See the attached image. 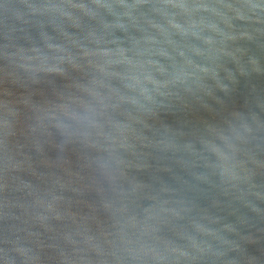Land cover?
Returning <instances> with one entry per match:
<instances>
[{
	"label": "water",
	"instance_id": "water-1",
	"mask_svg": "<svg viewBox=\"0 0 264 264\" xmlns=\"http://www.w3.org/2000/svg\"><path fill=\"white\" fill-rule=\"evenodd\" d=\"M237 11V0H0V101L35 93L42 106L53 87L91 109L69 105L78 120L55 113L13 141L23 151L0 149V264H264V25ZM19 56L30 69L71 57L84 91L20 72ZM192 65L223 71L189 79ZM185 86L194 99L176 103ZM153 112L167 128L145 134ZM99 167L133 188L117 192Z\"/></svg>",
	"mask_w": 264,
	"mask_h": 264
},
{
	"label": "clouds",
	"instance_id": "clouds-1",
	"mask_svg": "<svg viewBox=\"0 0 264 264\" xmlns=\"http://www.w3.org/2000/svg\"><path fill=\"white\" fill-rule=\"evenodd\" d=\"M237 4L238 7L241 9V11H237L235 14H239L240 17L244 18L246 23L264 25V19L257 16V13H264V6H260L259 4L254 2H249V0H237ZM245 9L247 10V14H245V12L243 11ZM49 50L53 51L54 49H49ZM84 58H86V56ZM18 59L20 60V63L18 65H13L12 67L17 68L20 72L28 73L31 71H36L38 73H42L46 77H59L66 82L64 87V90L66 92H72L77 90L84 91V89L81 88L73 79H70L71 75H80L81 80L85 79V76L83 74V69L75 65L72 62L71 57L68 59V61H61L62 64L65 63L67 64L66 68H45L43 65H41L39 69H30L25 65L30 63L31 61L26 59L25 56H19ZM191 67L194 70V74L189 75L188 77L189 79H197L198 76L195 74H199L200 76L210 78L213 83H215L216 79L223 71V68H221L215 73H213L208 68H202L196 65H192ZM4 78L26 88L24 79L13 71L6 70L4 72ZM26 83L30 86H40L46 84L45 82L38 79H28ZM147 83L152 84L155 82L152 80H148ZM176 84L185 85L186 81L184 79H177L173 82L172 86L174 87ZM47 85L52 86L53 84H47ZM156 87H157V95H162L159 89L168 88L169 85L159 84L156 85ZM183 93H184V98L176 100L175 101L176 103H184L186 105L188 98L194 99V93L188 87L185 86L183 88ZM5 95H7V93H5ZM33 95H35V93L22 95L20 104L11 103L6 100L0 101V115H2L3 117V119L0 120V149H2L5 153L14 152L18 154L19 152L23 151L22 147L14 144L13 141H15L19 135H23L25 139H32L31 134L37 131V127L33 125L35 124L39 127H43L44 126L43 121L45 119H52V120L56 119L55 113H61L71 120H78V117L70 114L69 105L80 104L84 106L85 110L88 111L91 110L88 108L87 104L84 101L82 100L78 101L74 97L62 95L58 90L54 89L53 87L51 88V96L53 97L51 102L50 99H48L47 97H43L42 94V101H43L42 106H37L33 103L32 101ZM205 95L207 97H212L211 92H205ZM169 96H171V93H169ZM164 98L167 99L168 97H164ZM45 108H52V114L44 113ZM21 109L25 110V112H22ZM234 113L236 112H233L230 118L234 116L233 115ZM157 114L158 112L147 114L148 119L145 121L147 125V127L145 128V134L149 132L151 133L154 128H167V127L156 126ZM230 118L225 119L223 123L227 124ZM93 126L96 127V125ZM53 127H58V126L53 125ZM212 127L213 125L211 124L207 125L205 131H207L209 128ZM121 135H124V133H121ZM84 147L89 150H94L97 153L98 157L100 155L108 154L114 151L110 147H99L98 145L93 143H86L84 144ZM121 147H123V145H121ZM147 147H148L147 144H141V148L147 149ZM8 163L11 164V161H9ZM116 164L118 168L124 167L123 161L120 159L116 160ZM128 169L131 168L129 167ZM11 170L16 172L19 171V168L16 165H12ZM86 170L93 171L91 165H87ZM95 171L98 172L99 176L103 180L105 181L112 180L114 182L113 187L117 192H121V190L116 187V185L120 182L127 183L129 184L130 187H132L130 182L120 180L121 175L125 171L112 172L103 167H99L95 169ZM136 181L141 182L138 179H136ZM105 211H107V208H105ZM56 219L59 220L60 217L57 216Z\"/></svg>",
	"mask_w": 264,
	"mask_h": 264
}]
</instances>
